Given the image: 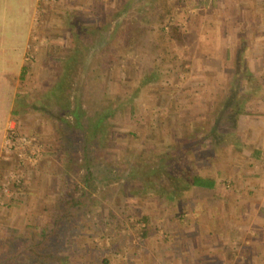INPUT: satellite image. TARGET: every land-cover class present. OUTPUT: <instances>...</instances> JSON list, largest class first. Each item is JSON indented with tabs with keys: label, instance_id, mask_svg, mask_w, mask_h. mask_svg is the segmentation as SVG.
<instances>
[{
	"label": "rangeland",
	"instance_id": "374dc122",
	"mask_svg": "<svg viewBox=\"0 0 264 264\" xmlns=\"http://www.w3.org/2000/svg\"><path fill=\"white\" fill-rule=\"evenodd\" d=\"M144 1L118 0L117 6L109 9L110 15L106 24L85 28L78 33L77 39L73 40L71 55L61 56L60 59L56 57L55 60L45 56L53 65L60 66L59 82L54 86L58 95L55 97V102L49 105V116L37 115L42 120L44 134L25 135L19 131L27 137H35L40 144L41 152L37 163L18 162L15 156H11L9 161L3 163L0 188L11 172L19 175L20 181L9 184L10 191H13L12 196L8 197L3 193L4 204L0 206V251L10 228L16 227L24 231L30 224L38 225L44 217V207L52 206L54 199L58 197L64 178V174L60 172V167L64 163L60 155L61 137L70 133L71 129L56 115L67 119L72 125L74 118L70 112L77 103H80L81 111L85 113L88 121L94 118L99 109L118 108L117 115L110 122L114 134L112 142L109 143L112 152H107L108 147L103 148L102 159L96 162L94 157L98 155V151L92 145H90L91 150L88 151L90 156L88 162L100 163L94 168L99 179L97 190L100 193L98 192L97 195L103 199L105 208L112 207L117 224H113L112 227L106 225L103 229L105 236L100 238L101 234H99L92 241V244H97L100 250L94 251L91 257L85 255L83 259H77L76 264H83L85 259L89 264L92 258V264H104L102 261L106 257L110 259L108 264H133L134 261L144 259L150 263L153 258L167 259L166 256L172 254L169 251L171 235L169 230L171 224H177L176 220L172 223L174 218L172 216L180 207L185 206V200L178 199L186 189L184 183L187 179L177 180L180 181L177 193L169 190L167 186L170 179L175 181L177 177L170 176L168 181L165 170L170 173V166L163 162V157H167L168 153L175 154L178 148L184 150L189 141H193L192 138L196 137L192 136V132L188 135L185 131L188 127L184 126H188L189 123H183L182 117L187 116L184 113L196 110L194 107L200 91L199 83L203 84L214 78L208 75L209 71L199 69V67L203 69L201 64L205 53L212 52L214 50L212 47L228 49L227 58L221 64L222 74L217 72L215 75L219 79L222 78L218 81L216 89L220 92L222 88L226 90L230 86L228 81L231 80L230 76L233 72L231 68L226 70V67H230L234 60L231 53L238 36L230 35L224 37L222 41L217 39V44L214 43V39H206L204 35L199 38L198 31L193 29L197 26L195 20L208 13L209 9L203 6L207 0H184L182 6L176 7L177 14L172 19L179 25L181 32L172 36L166 55L160 52L157 60L150 50H146L147 53L141 52L142 54H139V50L136 53L124 52L123 40L114 33V29L119 21L136 15L139 7L144 6ZM158 31L154 30L153 33L144 36L145 44L142 50L150 49L148 43L156 42L160 38ZM262 33L264 34V31ZM43 39L42 45L38 44V46H42L44 50L49 45V41ZM111 55H113L112 60ZM34 57L33 65H36L38 61L35 55ZM250 57L254 60L252 64L255 76L244 73L234 74V77H240L234 80L241 83L243 88H247L249 96L263 95L264 98V49H260L257 55ZM129 61L133 62L129 64ZM36 67L39 72L41 71V76H37L39 77L37 80H40V83L44 80L48 91L51 86L48 77L52 76L53 72H45L44 70H48L47 67L41 70L43 68L41 62ZM81 72L86 73L83 79L80 78ZM232 87L235 88L236 84H232L228 91L233 90L234 93L236 90ZM98 90L102 93L99 94ZM237 90L240 93L239 89ZM243 104L229 103V108L226 110L231 112L238 106L242 110ZM255 111L256 109H252L249 114L248 112L244 114L249 118L261 113ZM254 118L258 120L257 117ZM48 119L51 121L50 124ZM194 124L195 128L192 129H196L194 132H197V120ZM242 127L245 129L244 124ZM230 128H236L232 121L227 119L222 122V130ZM261 137L264 139V136L259 138ZM197 149L189 155L184 154V163L191 165L192 173L193 168L198 166L197 163L218 156L220 153L219 151L214 155L215 148L212 145L204 147L201 151ZM148 157H156L158 162L155 163V168H161L163 172H154L157 173L155 175L150 172L148 176H142L138 172L130 178L131 185L126 184L123 178L131 165L134 162L144 163ZM79 162L82 163V159ZM109 163L113 165L110 167ZM81 169L79 175L82 176L84 170ZM109 169L115 173V176L110 174ZM31 175L32 182H29L28 178ZM38 175H41L42 179L37 181ZM76 177L78 178V175ZM140 180L144 182L155 180L153 183L162 182L163 186L157 187L155 192L150 190L147 193L137 192L135 185L140 186L142 184ZM131 187L134 188L132 191L134 194L128 196L133 190ZM103 212L107 213L108 210L103 208ZM145 216L148 217V223L143 220ZM144 229H149V235L141 237ZM89 234L85 232L84 235Z\"/></svg>",
	"mask_w": 264,
	"mask_h": 264
},
{
	"label": "crops",
	"instance_id": "0c3cea01",
	"mask_svg": "<svg viewBox=\"0 0 264 264\" xmlns=\"http://www.w3.org/2000/svg\"><path fill=\"white\" fill-rule=\"evenodd\" d=\"M117 1L0 0V173L6 162L3 145L11 124L25 135L45 133L37 115L49 116V105L56 96L49 94L44 80H37L41 76L38 63H42L41 70L47 67L45 72H53L48 78L50 88H54L60 66L47 58L71 55L78 33L106 24L109 9L116 7ZM203 6L208 13L194 21L197 26L193 30L198 31L199 38L204 35L217 44V39L238 36L231 53L234 60L226 67L233 72L229 87L236 84L232 88L237 92L228 91L229 87L217 91L222 78L215 75L222 74L228 49L209 46L214 50L205 53L203 69H199L209 71L214 78L199 83L196 110L184 113L187 116L182 120L189 123L190 129L185 127L188 135L192 132L196 136L189 141L197 142L191 153L210 145L215 148L214 155L220 151L193 168L195 176L212 184L187 185L181 193L178 200H185V206L172 216V223L176 220L177 224H171L169 230L172 254L167 259L156 257L150 263L144 259L133 264H264V139L259 138L264 136V98L249 96L247 88L234 80L239 77L234 74L254 75L250 56L264 49V0H207ZM43 38L49 41L44 50L38 46ZM31 50L36 65L25 59ZM229 103H244V110L238 106L229 112ZM252 109L261 113L248 118L244 112L249 114ZM227 119L236 128L222 130ZM195 120L197 132L192 129ZM41 179L38 175L37 181ZM28 180L32 182V175Z\"/></svg>",
	"mask_w": 264,
	"mask_h": 264
},
{
	"label": "trees",
	"instance_id": "16d2710c",
	"mask_svg": "<svg viewBox=\"0 0 264 264\" xmlns=\"http://www.w3.org/2000/svg\"><path fill=\"white\" fill-rule=\"evenodd\" d=\"M171 1L173 2L170 4ZM183 2L184 0H145L144 6L139 7L136 15L119 21L114 33H117L118 37L123 40L124 52L136 53L139 50V54H142L143 52L147 53L146 50H150L157 60L160 52H164L166 55L165 52L172 36L181 32L179 25L172 19L177 14L176 7L182 6ZM154 30H159L160 38L156 42L148 43L150 49L142 50L145 44L144 36L153 33ZM112 59L113 55H111ZM132 62L129 61V64ZM85 74V72H81L80 78L83 79ZM97 92L102 93L99 90ZM49 94L52 97L58 95L55 88H49ZM81 108V104L77 103L71 110L70 114L74 118L72 125L67 119L56 115L71 129L70 133L61 137L60 155L64 159V163L60 167V172L64 174V178L58 197L54 199L52 206L44 207L45 214L38 225L30 224L24 231L16 227L8 230L5 243L0 251V264H76L77 259H83L86 257L85 255L91 257L94 251L100 250V247L97 244L93 245L92 241L99 234H101L100 238L105 236L103 229L106 225L112 227L113 224H117L112 207L105 208L103 199L97 195L98 192L100 193L97 190L99 179H97L94 168L100 163H89L88 151L91 150L90 145L98 151V155L94 157L96 162L101 161L103 148L108 147L107 152H112L109 143L112 142L114 134L110 122L117 115L118 108L99 109L91 121L86 119L87 116L81 111ZM184 127H189V125ZM196 147L197 142L190 143L184 150L178 148L175 154L168 153L167 157H163V162L170 166V173L165 170L168 181L170 176L171 178L177 177L175 181L170 179L167 186L169 190L177 193L176 190L180 186V181L177 180H181V178L187 179L184 183L186 186H210L212 184L210 180L203 181L200 177L195 176L191 171V165L184 163V154L189 155ZM80 159H82V163L79 162ZM157 162L156 157H148V160L141 164L134 162L128 173L124 175L123 181L131 185L130 178L138 172L142 176H148L150 172L153 174L154 172H163V169L155 168ZM109 165L111 167L113 163H109ZM81 168L84 170L82 176L79 175ZM109 171L115 176L111 169ZM77 175L79 179L76 177ZM154 181L140 180L142 184L135 185L136 191L155 192L157 187L163 186L162 182L153 183ZM155 185L156 187H154ZM131 189L133 190L128 196L134 194L132 192L134 188L131 187ZM103 208L108 212H103ZM143 220L149 222L147 216L143 217ZM85 232L90 234L86 236ZM148 235L149 229H144L141 237ZM109 260L106 257L102 262L108 264ZM86 261L88 260L85 259L83 264H87ZM92 263L93 258L89 264Z\"/></svg>",
	"mask_w": 264,
	"mask_h": 264
},
{
	"label": "built area",
	"instance_id": "2783aa9c",
	"mask_svg": "<svg viewBox=\"0 0 264 264\" xmlns=\"http://www.w3.org/2000/svg\"><path fill=\"white\" fill-rule=\"evenodd\" d=\"M25 59L30 62L34 61L35 57L32 54V50ZM3 146L5 161H9L11 156H15L18 162H28L29 164H35L37 163L41 152V147L37 142V139L35 137H27L20 133L14 123L11 124L8 129ZM5 179H7V181L3 182L2 187L0 188V206L4 204L2 200L3 193L8 197L12 196L13 194V191H10L9 184L11 182L19 183L20 181L19 175H16L13 172L9 173Z\"/></svg>",
	"mask_w": 264,
	"mask_h": 264
}]
</instances>
